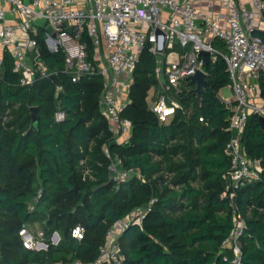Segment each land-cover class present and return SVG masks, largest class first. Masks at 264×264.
<instances>
[{"label":"trees","instance_id":"obj_1","mask_svg":"<svg viewBox=\"0 0 264 264\" xmlns=\"http://www.w3.org/2000/svg\"><path fill=\"white\" fill-rule=\"evenodd\" d=\"M256 34L264 38V31ZM38 38L42 59L56 73L57 82L40 77L21 84L12 52H4L0 264L93 263L110 227L154 197L142 225H131L120 236L124 264H233L232 250L222 245L233 227L232 190L223 196L224 175L231 164L225 152L231 110L218 97L231 81L225 60L218 56L206 65L208 82L201 101L195 85L184 82L177 97L186 111L179 109L163 122L151 109L158 82L153 74L156 58L146 46L123 111L133 134L129 142L119 143L100 107L103 76L73 82L63 72L64 53L49 51L42 33ZM215 45L226 51L223 41ZM260 87L264 95L262 79ZM32 107H37V126ZM58 107L66 112L61 122L54 119ZM243 143L264 168V127L258 114L249 115ZM104 145L142 177L134 175L120 184L111 179ZM39 190L41 196L35 200ZM235 199L246 218L240 239L242 264H264V170L261 180L237 188ZM77 225L84 228L80 240L73 235ZM24 227L43 230L48 248L26 247L20 235ZM56 232L60 240L53 244Z\"/></svg>","mask_w":264,"mask_h":264},{"label":"built area","instance_id":"obj_2","mask_svg":"<svg viewBox=\"0 0 264 264\" xmlns=\"http://www.w3.org/2000/svg\"><path fill=\"white\" fill-rule=\"evenodd\" d=\"M201 3L206 6H198ZM262 16L264 0H250L249 7L236 0H0V80L6 50L13 54V68L21 74L23 85L56 74L42 59L38 38L42 33L49 51L64 53L63 72L73 82L94 74L103 76L102 114L113 140L127 143L133 134V124L123 116V111L130 102L134 71L146 46L155 55L153 74L158 82V89L151 94V109L163 122L179 109L186 111L177 96L189 76L198 70L208 75L202 52L208 53L209 62L221 56L231 80L227 85L231 93L225 95L220 90L218 97L231 110L228 127L231 136L225 148L231 164L224 175L227 189L223 196L232 190L233 224L222 245L232 250L233 264H242L240 239L246 218L235 199L236 189L261 180L264 170L261 160L250 157L243 143L249 115L264 116V95L260 88V81L264 80V38L256 34L262 30L257 21ZM157 29L165 35L157 34ZM218 39L225 43L226 51L215 45ZM164 41L165 49L159 51ZM65 118L66 112L58 107L55 121ZM103 151L110 160V178L115 182L120 184L134 175L142 177L139 171L124 167L122 157L108 145H104ZM88 173L84 169V175ZM41 193L39 190L35 200ZM156 200L154 197L148 204L134 208L110 227L95 262L75 260L54 264H124L120 236L131 225H142ZM29 207L33 209V201ZM20 235L28 248H48L41 229L35 232L24 227ZM73 235L82 239L84 228L77 225ZM51 240L57 244L59 234L54 233Z\"/></svg>","mask_w":264,"mask_h":264},{"label":"water","instance_id":"obj_3","mask_svg":"<svg viewBox=\"0 0 264 264\" xmlns=\"http://www.w3.org/2000/svg\"><path fill=\"white\" fill-rule=\"evenodd\" d=\"M24 1L28 2L29 0H24ZM156 31H157V34L165 35L160 29H157ZM165 46H166V41L163 42V45L160 46L158 50L163 51L165 49ZM202 53L206 57V64H208L209 63L208 53L207 52H202ZM207 76H208L207 73L202 70H198L195 74H192L191 76H189V82L195 85L194 90L197 92L199 101L202 100L203 93L206 89V84L208 82ZM51 79L54 80L55 82L58 81L56 74H52ZM32 114H33L34 124L35 126H37L38 121H39L37 107H32ZM259 121H260V124L264 127V116L263 115L259 116Z\"/></svg>","mask_w":264,"mask_h":264},{"label":"crops","instance_id":"obj_4","mask_svg":"<svg viewBox=\"0 0 264 264\" xmlns=\"http://www.w3.org/2000/svg\"><path fill=\"white\" fill-rule=\"evenodd\" d=\"M236 1L239 2V3L245 4L248 7L250 6V0H236ZM198 6H206V4H202L201 3V4H198ZM216 9H217V6H216ZM257 21H258V25L260 26V29L263 30L264 29V17L263 16L259 17L257 19ZM228 89H229V93H231V89L229 87H228ZM229 93H225V95H229ZM261 93H262V89H261Z\"/></svg>","mask_w":264,"mask_h":264},{"label":"rangeland","instance_id":"obj_5","mask_svg":"<svg viewBox=\"0 0 264 264\" xmlns=\"http://www.w3.org/2000/svg\"><path fill=\"white\" fill-rule=\"evenodd\" d=\"M220 92V91H219ZM229 93V89H228V87L227 86H225V87H223L222 89H221V93Z\"/></svg>","mask_w":264,"mask_h":264}]
</instances>
